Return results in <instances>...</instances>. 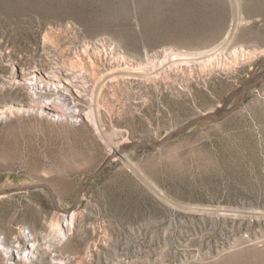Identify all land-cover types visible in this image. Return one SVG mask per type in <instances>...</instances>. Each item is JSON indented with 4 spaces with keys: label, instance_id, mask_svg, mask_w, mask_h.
Segmentation results:
<instances>
[{
    "label": "rangeland",
    "instance_id": "obj_1",
    "mask_svg": "<svg viewBox=\"0 0 264 264\" xmlns=\"http://www.w3.org/2000/svg\"><path fill=\"white\" fill-rule=\"evenodd\" d=\"M240 1L0 0V190L59 206L0 199V264H264V81L119 154L264 74V0Z\"/></svg>",
    "mask_w": 264,
    "mask_h": 264
},
{
    "label": "water",
    "instance_id": "obj_2",
    "mask_svg": "<svg viewBox=\"0 0 264 264\" xmlns=\"http://www.w3.org/2000/svg\"><path fill=\"white\" fill-rule=\"evenodd\" d=\"M264 81V74L258 75L248 83H246L239 91V94L237 95L236 102L234 106L227 111H222L220 113H215V114H208V115H201L198 116L197 118L193 119L190 121L188 124L179 127L176 131L168 134L161 142L156 143V144H148V143H142V142H133L132 144H129L121 149L119 152L120 156H123V153L134 150V149H145V150H153L162 147L166 142H168L174 135L181 133L184 131L187 127L198 123V122H217L222 118L227 117L230 115L233 111L237 110L242 103L244 102L245 97L252 91L254 90L258 85H260ZM114 159V155H111L103 164V166L94 174L89 175L85 182L87 180H91L92 178L98 176L100 173L103 172V170L111 163V161ZM85 182L81 184L80 189H79V194L78 197L74 203V206L70 211H73L74 208L78 206L80 203V200L82 198V194L85 189ZM38 189H46L49 192L50 198L52 200L53 205L57 210H59L58 206V200L55 192L51 189L50 186L46 184H34L31 186H26V187H21V188H16V189H11V190H0V199L7 198L9 196H12L14 194L18 193H23V192H28V191H35Z\"/></svg>",
    "mask_w": 264,
    "mask_h": 264
},
{
    "label": "bare ground",
    "instance_id": "obj_3",
    "mask_svg": "<svg viewBox=\"0 0 264 264\" xmlns=\"http://www.w3.org/2000/svg\"><path fill=\"white\" fill-rule=\"evenodd\" d=\"M233 1V5H234V8H235V10H236V14H237V19H238V22L239 21H242V11H241V1L240 0H232ZM234 18V17H233ZM234 21H236V20H234ZM230 34H231V30L229 31V33H228V35H227V37H226V39H228V38H230ZM226 43V42H225ZM220 49H222V46H219V47H217V48H215L213 51H207V53L206 54H201V53H199V54H195V55H191L192 57H191V59H194V60H199V59H205V60H213L214 59V56H215V54H217L219 51H220ZM222 51V50H221ZM174 55H175V53H174ZM179 55H177V57H178ZM185 57H187V56H185ZM122 72H123V70H120V71H118L117 72V74H122ZM114 73V72H113ZM111 75H112V73H111ZM75 80H77V79H75ZM82 80V82L84 81V78H82L81 79ZM27 84H28V86H29V88L31 89V90H34V87H33V85H32V83L31 82H27ZM35 85V84H34ZM76 87V93H77V95L79 96V97H82L83 96V93L86 91V85H84V84H82V83H80V81H79V85H77V86H75ZM97 94V93H96ZM89 103H90V111L88 112V114H87V119L89 120V122H91L92 123V125L95 127V129L96 130H98V132H101L102 131V122H101V118H100V114H99V111H98V108H99V104H98V100H97V97H95V95L94 94H91V98L89 99ZM78 115V110H75L74 111V116H77ZM124 155V154H123ZM126 156V155H125ZM124 157V156H123ZM156 187V186H155ZM156 189H157V187H156ZM161 193V192H160ZM159 193V194H160ZM164 196V195H163ZM72 212V213H71ZM61 213H63V212H61ZM64 213H67L68 215L67 216H70V217H74L73 215H74V213H73V211H70V210H68V211H66V212H64ZM66 216V215H65ZM1 246V245H0ZM32 246V245H31ZM2 250V249H1ZM31 250H32V248H31ZM24 251V250H23ZM8 252V251H7ZM8 253H10V254H12V250H10ZM7 253V254H8ZM17 253H18V251H17ZM21 253H22V251H21ZM25 253H27V257L26 256H23V257H26V258H28V260L29 259H31V258H29L30 256L29 255H31V254H33V251H27V249H26V251H25ZM9 255V254H8ZM19 255V254H18ZM21 255V254H20ZM19 255V256H20ZM18 256V257H19ZM11 258V257H10ZM9 258V259H10ZM18 259V258H17ZM16 259V260H17ZM20 259V258H19Z\"/></svg>",
    "mask_w": 264,
    "mask_h": 264
}]
</instances>
